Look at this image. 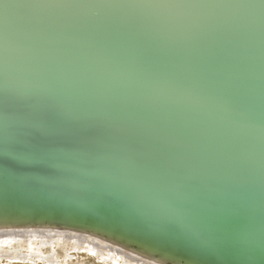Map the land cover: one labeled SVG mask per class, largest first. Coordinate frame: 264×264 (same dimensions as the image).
Instances as JSON below:
<instances>
[{
  "label": "water",
  "instance_id": "obj_1",
  "mask_svg": "<svg viewBox=\"0 0 264 264\" xmlns=\"http://www.w3.org/2000/svg\"><path fill=\"white\" fill-rule=\"evenodd\" d=\"M30 1L0 0L13 56L0 71L20 72L3 100L25 135L79 184L109 185L182 229L209 219L264 239V0H61L88 22L80 44L52 37ZM98 65L90 95L59 76ZM111 100L146 122L94 130ZM213 229L200 232L264 256Z\"/></svg>",
  "mask_w": 264,
  "mask_h": 264
},
{
  "label": "bare ground",
  "instance_id": "obj_2",
  "mask_svg": "<svg viewBox=\"0 0 264 264\" xmlns=\"http://www.w3.org/2000/svg\"><path fill=\"white\" fill-rule=\"evenodd\" d=\"M28 9L34 11L38 23L47 24L52 37H66L80 44V40L86 35L88 22L82 16L67 14L61 0L30 1ZM4 20L5 9L0 5V21ZM2 40L0 61L7 68L6 63L12 61L13 56ZM100 61L104 65L107 64L106 58L104 62ZM99 67L100 65L96 66V69L94 66L88 67L86 74L76 80L63 74L59 76H62L64 81H76L81 88V95H90V80L95 78V71H98ZM12 69L0 71V228L20 227L25 224L38 227L36 224H39L53 225L56 228L64 226L72 230L77 228L80 231L89 230L129 248L133 254L148 257L160 264H173V261L183 260L194 261V264H264V256L261 253L242 250L211 239L205 231L200 232L205 228L214 231L213 228L221 225L225 232L233 231L236 232L235 235L240 233L228 224H219L215 220L207 219L209 222L203 221L205 226L200 227L198 232L192 227L182 229L174 221L156 217L154 213L131 204L130 201L114 198L119 194L109 185L98 191L76 182L60 164L54 163L49 156L50 151L44 154L39 144L17 126L11 109L3 100L9 81L7 78L15 73L20 75L16 67ZM112 102H104L109 109V115L102 114L101 109L94 130L109 134L107 130L116 128L118 133L120 127L117 126L120 124L117 121L146 122L133 116L123 117L122 114L130 109L119 102H115L112 109L109 105ZM131 130L132 128L129 129ZM117 143L123 145L122 140ZM145 189L152 192V187ZM240 234L252 243L253 247L264 252V239Z\"/></svg>",
  "mask_w": 264,
  "mask_h": 264
},
{
  "label": "rangeland",
  "instance_id": "obj_3",
  "mask_svg": "<svg viewBox=\"0 0 264 264\" xmlns=\"http://www.w3.org/2000/svg\"><path fill=\"white\" fill-rule=\"evenodd\" d=\"M32 226L0 228V264H160L89 230Z\"/></svg>",
  "mask_w": 264,
  "mask_h": 264
},
{
  "label": "snow or ice",
  "instance_id": "obj_4",
  "mask_svg": "<svg viewBox=\"0 0 264 264\" xmlns=\"http://www.w3.org/2000/svg\"><path fill=\"white\" fill-rule=\"evenodd\" d=\"M173 264H194V261L191 260L173 261Z\"/></svg>",
  "mask_w": 264,
  "mask_h": 264
}]
</instances>
